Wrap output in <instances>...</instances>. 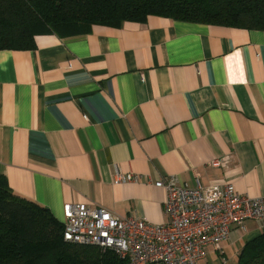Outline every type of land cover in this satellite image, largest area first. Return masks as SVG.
Returning <instances> with one entry per match:
<instances>
[{
	"label": "crops",
	"instance_id": "0c3cea01",
	"mask_svg": "<svg viewBox=\"0 0 264 264\" xmlns=\"http://www.w3.org/2000/svg\"><path fill=\"white\" fill-rule=\"evenodd\" d=\"M0 49V174L60 221L83 202L153 223L166 190L232 181L264 196V31L149 15ZM135 181L115 183V173ZM248 219L199 264H237Z\"/></svg>",
	"mask_w": 264,
	"mask_h": 264
},
{
	"label": "trees",
	"instance_id": "16d2710c",
	"mask_svg": "<svg viewBox=\"0 0 264 264\" xmlns=\"http://www.w3.org/2000/svg\"><path fill=\"white\" fill-rule=\"evenodd\" d=\"M149 15L264 31V0H0V49H33L38 34H84ZM63 229L0 174V264H126L112 250L65 241ZM237 264H264V234L244 243Z\"/></svg>",
	"mask_w": 264,
	"mask_h": 264
},
{
	"label": "built area",
	"instance_id": "2783aa9c",
	"mask_svg": "<svg viewBox=\"0 0 264 264\" xmlns=\"http://www.w3.org/2000/svg\"><path fill=\"white\" fill-rule=\"evenodd\" d=\"M132 173H115V183L135 181ZM166 190L167 220L153 223L120 217L102 207L77 202L65 206L63 239L112 250L126 264H199L205 247L221 248L245 221H264V196L238 193L232 181L188 187L169 175L154 182Z\"/></svg>",
	"mask_w": 264,
	"mask_h": 264
}]
</instances>
